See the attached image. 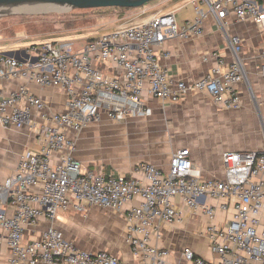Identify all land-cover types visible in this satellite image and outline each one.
<instances>
[{"label": "built area", "instance_id": "obj_1", "mask_svg": "<svg viewBox=\"0 0 264 264\" xmlns=\"http://www.w3.org/2000/svg\"><path fill=\"white\" fill-rule=\"evenodd\" d=\"M261 2L197 0L195 18L182 24L173 15H157L143 24L86 40L81 49H76L75 40L49 41L31 46L33 58L22 62L0 55V81L17 78L66 95L63 113L47 112L40 98L22 86L0 96V127H26L40 144L37 153L25 150L15 172L0 182V264H124L105 251L78 249L55 229L54 221L69 209L83 214L87 206L119 213L137 199L125 210V242L132 257L137 264H171L169 251L158 243L163 225L182 222L176 198L194 215L208 220L205 236L217 264H264V151L224 152L222 180L202 179L188 149L173 152L167 172L138 164L139 177L82 170L73 157V137L102 115L114 123L149 116L144 94L173 102L202 92L219 106L239 109L236 86L243 81L244 71L238 36L228 40L233 61L224 66L219 54L212 53L217 66L191 83L170 78L155 48L168 40L200 37L208 16L224 29L232 14L235 21L254 22L264 32ZM260 74L264 80V63ZM202 199L215 200L219 207ZM217 209L233 210L225 227L213 221ZM41 219L47 225L34 237ZM182 255L194 264H213L189 248Z\"/></svg>", "mask_w": 264, "mask_h": 264}, {"label": "crops", "instance_id": "obj_2", "mask_svg": "<svg viewBox=\"0 0 264 264\" xmlns=\"http://www.w3.org/2000/svg\"><path fill=\"white\" fill-rule=\"evenodd\" d=\"M196 5L197 0H160L134 10H114L96 17L88 29L70 37H55L46 32L29 38L24 32L17 33L11 40H4L0 34V55L12 53L25 61L33 58L31 46L61 40H75L76 49H81L86 40L143 24L157 15H173L182 24L195 18ZM260 6L264 7V2ZM99 20L104 21L100 23ZM23 22L22 18L11 20L15 29ZM226 23L223 29L213 17L208 16L203 22L200 37L168 40L157 46L155 52L170 78L191 83L217 66V59L211 56L212 53L219 54L224 66H228L233 61L229 37L238 36L242 41L244 71L243 81L236 86L241 107L226 109L202 92H194L173 102L159 101L144 94L143 101L151 109L149 116L129 117L117 123V126L102 115L73 137V157L82 170L95 169L107 176L139 177L135 173L137 165L150 164L167 172L173 152L188 149L190 160L202 179L222 180L224 166L221 157L224 152L264 151V80L260 74V66L264 63V32L254 22L235 21L232 14L227 16ZM102 71L114 72L108 68H102ZM20 86L40 98L47 112L65 111L66 95L63 90L41 88L17 78L0 81V96H7ZM114 145L121 149L113 150ZM39 149V142L28 128L0 127V182L15 172L25 150L37 153ZM138 202L137 199L127 204L119 213L95 206H87L83 214L69 209L57 215L54 227L78 249L86 252L105 251L124 264H137L125 242V210ZM201 202L219 207L215 200L202 199ZM175 203L182 212V222L174 226L163 225V238L158 243L169 251V262L194 264L182 255V251L189 248L197 257L217 264L219 260L209 251L205 236L208 220L194 215L180 198H176ZM11 210L9 207V215ZM232 215V209L226 212L217 209L213 221L225 227ZM46 225L41 219L34 237Z\"/></svg>", "mask_w": 264, "mask_h": 264}, {"label": "rangeland", "instance_id": "obj_3", "mask_svg": "<svg viewBox=\"0 0 264 264\" xmlns=\"http://www.w3.org/2000/svg\"><path fill=\"white\" fill-rule=\"evenodd\" d=\"M155 0L153 2H158ZM152 3V2H151ZM150 4V3H148ZM112 9V8H110ZM138 9V8H137ZM134 10V9H131ZM110 11H73V12H43L38 14H24L9 16L0 19V34L4 40H11L17 33H24L29 38L41 36L43 33L49 32L54 34L55 37H70L79 31H84L90 27V24L95 21V18L108 13ZM23 19L25 22L16 29L12 26V19ZM104 21V20H99ZM101 23V22H100ZM99 31V30H98ZM97 35V34H96ZM95 35V36H96ZM76 37V36H75ZM3 41V40H2ZM70 41V40H61ZM111 122V121H110ZM113 125H119L113 123ZM120 146H112L113 150L118 149ZM121 149V147L119 148Z\"/></svg>", "mask_w": 264, "mask_h": 264}, {"label": "water", "instance_id": "obj_4", "mask_svg": "<svg viewBox=\"0 0 264 264\" xmlns=\"http://www.w3.org/2000/svg\"><path fill=\"white\" fill-rule=\"evenodd\" d=\"M155 0H0V18L43 12H73L96 9H137ZM12 57L22 62L18 55Z\"/></svg>", "mask_w": 264, "mask_h": 264}, {"label": "trees", "instance_id": "obj_5", "mask_svg": "<svg viewBox=\"0 0 264 264\" xmlns=\"http://www.w3.org/2000/svg\"><path fill=\"white\" fill-rule=\"evenodd\" d=\"M117 10L119 12L125 11L126 9H96V10H88V11H98V12H105V11H114Z\"/></svg>", "mask_w": 264, "mask_h": 264}]
</instances>
